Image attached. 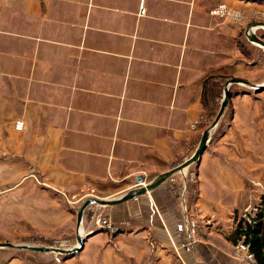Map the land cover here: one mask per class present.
<instances>
[{"label":"crops","instance_id":"crops-1","mask_svg":"<svg viewBox=\"0 0 264 264\" xmlns=\"http://www.w3.org/2000/svg\"><path fill=\"white\" fill-rule=\"evenodd\" d=\"M219 3L231 14L212 13ZM255 9L250 0H0V198L9 218L34 215L33 227L59 230L65 199L116 198L139 171L150 182L188 159L226 76L254 64L240 45L241 17ZM209 142L152 189L91 205L79 230L90 227L91 250L80 264H251L231 253L223 161ZM99 215L118 230L103 229ZM44 257L23 264H77Z\"/></svg>","mask_w":264,"mask_h":264},{"label":"rangeland","instance_id":"rangeland-1","mask_svg":"<svg viewBox=\"0 0 264 264\" xmlns=\"http://www.w3.org/2000/svg\"><path fill=\"white\" fill-rule=\"evenodd\" d=\"M250 1H254L256 5L255 17L250 19L246 15L241 17L240 46L245 55L249 56L250 61L254 60V64L250 63L249 70L245 73L226 76L225 86L229 94L227 103L216 124L210 129L208 139L210 153L223 161L222 193L225 216L230 213V219L227 220L230 224L226 226L225 234L232 230L229 227L231 224L234 223L233 227H235L236 219L247 218L249 213L247 211L257 205L261 195H264V46L253 42L245 34V28L249 23L253 21L264 23V0ZM253 31L264 40V26L257 24L253 27ZM231 78L240 80L231 81ZM241 80L261 85L253 87ZM221 102H218L217 111ZM212 120L209 121L207 128L210 127ZM214 190L213 185L209 187V191H213V194ZM82 201L80 199L64 200L67 210L64 212L63 227L54 230L50 229V226L46 228L41 226L40 229L33 227L34 221H38L34 215L22 217L17 213L15 218H9L7 198H0V242L72 247L77 244L78 234L83 237L82 247L70 253L2 246L0 247V259L3 261L0 264H8L11 261L9 259H22L17 264H23V259H37L40 253H43L44 258L47 257V259L49 257V259H54V255H59V258L64 260L77 259V264H80L79 259H88L91 249L86 248L85 241L91 237V229L82 227L83 231L80 234V226L78 227L74 221L75 217L77 219V209ZM94 204L99 205L89 203L83 210L82 218L87 221V224L93 217V214L91 216V205ZM103 217L106 216L99 215V219H95L96 223L107 232L115 233L118 229L112 231L107 228L102 223ZM237 244V242L231 244L232 255L235 258L246 259L240 256Z\"/></svg>","mask_w":264,"mask_h":264},{"label":"water","instance_id":"water-1","mask_svg":"<svg viewBox=\"0 0 264 264\" xmlns=\"http://www.w3.org/2000/svg\"><path fill=\"white\" fill-rule=\"evenodd\" d=\"M257 24H258V26L264 25V23L262 21H253L246 26L245 34L253 42L254 41L258 42L259 44L264 46V40L260 36L255 34V32L253 31V27H255ZM230 80L236 81V80H240V79L231 78ZM241 81L246 82L253 87H258L261 85V84L251 83V82H248L245 80H241ZM228 95H229L228 94V88H227V86H225L222 102L220 104V107L218 109L216 116L212 120L210 127L206 128L203 131L202 136L199 140V143H198L195 151L193 152V154L188 159H186L185 161H183L182 163H180L176 167H173L167 171L162 172L157 177H155L152 181L148 182L146 185L133 187V188L127 190L125 193H123L119 197L112 198V199H103V198H98L96 196L86 197L81 202L79 208L77 209V225H79L81 223L83 210L89 203L113 204V203L121 202V201L126 200L128 198L134 197L138 194H141L143 192H146V191L152 189L153 187L157 186L159 183H161L165 178H167L172 173H174L178 170H181L186 165L194 162L199 157V155L202 153V151L204 150L206 143H207V140L209 139L210 129L216 124L217 120L219 119L220 115L222 114V112L225 108V105L227 103ZM82 244H83V237L79 234L77 236V244L72 246V247H61V246H51V245L50 246H37V245H29V244H24V243L18 244V243H11V242H0V246L23 247V248H29V249H34V250L57 251V252H61V253L74 252V251L80 249L82 247Z\"/></svg>","mask_w":264,"mask_h":264},{"label":"trees","instance_id":"trees-1","mask_svg":"<svg viewBox=\"0 0 264 264\" xmlns=\"http://www.w3.org/2000/svg\"><path fill=\"white\" fill-rule=\"evenodd\" d=\"M256 210L250 214L251 222L245 218L235 220V227L227 235L233 243L242 240L249 245L257 264H264V195L255 205Z\"/></svg>","mask_w":264,"mask_h":264},{"label":"built area","instance_id":"built-area-1","mask_svg":"<svg viewBox=\"0 0 264 264\" xmlns=\"http://www.w3.org/2000/svg\"><path fill=\"white\" fill-rule=\"evenodd\" d=\"M144 12V8L141 6L139 13H143ZM211 12L214 14H221V15H226V14H230V11L227 9L225 3H219L218 5H216L215 7H213L211 9ZM15 128L20 129L23 126V121L22 120H16L14 123ZM149 181L147 180V173L144 170L139 171L138 173H136L133 177V186L134 187H138V186H144L148 183ZM256 210V207H252L250 210H248V217L245 218L248 222H251V218H250V214L254 213ZM102 223H104L107 228H109L110 230H116L117 225L111 221V219H109L108 217H103L102 219ZM188 227H189V232L191 234L195 233L196 230V221L190 217L188 218ZM237 247L241 253V257L246 258L244 260L248 261L251 264H256V260L254 258L253 253L249 250V245L244 243L242 240L237 242ZM236 247V248H237Z\"/></svg>","mask_w":264,"mask_h":264},{"label":"bare ground","instance_id":"bare-ground-1","mask_svg":"<svg viewBox=\"0 0 264 264\" xmlns=\"http://www.w3.org/2000/svg\"><path fill=\"white\" fill-rule=\"evenodd\" d=\"M262 26H264V25H262ZM255 42V41H254ZM258 43V42H257ZM81 225V223L78 225V227Z\"/></svg>","mask_w":264,"mask_h":264}]
</instances>
